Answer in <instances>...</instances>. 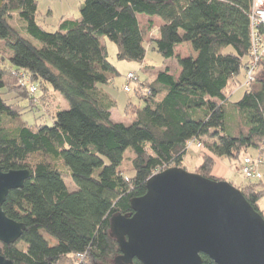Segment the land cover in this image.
<instances>
[{
    "label": "trees",
    "instance_id": "16d2710c",
    "mask_svg": "<svg viewBox=\"0 0 264 264\" xmlns=\"http://www.w3.org/2000/svg\"><path fill=\"white\" fill-rule=\"evenodd\" d=\"M251 6L252 0H82L75 18L60 19L49 32L37 22V0H3L0 167L28 169L31 176L2 203L4 213L26 228L14 243L0 241V254L13 264H112L119 247L111 216L132 212L130 199L145 193L153 173L184 168L187 141L202 142L195 172L212 179H223L212 175L216 159L240 163L243 152L264 146V59L249 85L237 78L251 57ZM15 13L25 22L24 35L10 24ZM140 16L153 31L148 41ZM102 36L115 44L118 60L142 62L151 46L179 67L178 75L167 66L150 80L137 79L133 91L144 104L127 101L128 124L111 119L117 102L103 87L119 72ZM183 43L195 57L176 53ZM23 77L36 85L34 96L20 84ZM241 85L245 92L228 108L235 116L229 128L226 103ZM51 92L68 108L50 113ZM41 109L51 126L22 119L23 112ZM61 162L75 189L66 186ZM262 179L240 189L264 218L257 205Z\"/></svg>",
    "mask_w": 264,
    "mask_h": 264
},
{
    "label": "water",
    "instance_id": "95a60500",
    "mask_svg": "<svg viewBox=\"0 0 264 264\" xmlns=\"http://www.w3.org/2000/svg\"><path fill=\"white\" fill-rule=\"evenodd\" d=\"M30 176L28 169L0 167L3 243H14L26 227L9 218L2 203ZM130 207L131 213L110 218L119 247L112 264H203L202 255L215 264H264V218L224 179L168 167L147 178L145 193L131 198ZM0 264L13 262L0 254Z\"/></svg>",
    "mask_w": 264,
    "mask_h": 264
},
{
    "label": "rangeland",
    "instance_id": "374dc122",
    "mask_svg": "<svg viewBox=\"0 0 264 264\" xmlns=\"http://www.w3.org/2000/svg\"><path fill=\"white\" fill-rule=\"evenodd\" d=\"M53 1L55 5H53L54 9L57 10L61 8L62 6L59 4L60 0H39V6L37 9V22L43 26V28L49 32H53L56 29L54 20H46V12H47V4L49 2ZM76 2H82V0H75ZM65 8H69L67 4L64 6ZM10 19V24L22 35L26 34L23 31V25L25 22L20 19L17 14H14ZM51 19V18H50ZM46 20V23H45ZM153 21V28H156L160 21L155 18ZM147 22L148 18L145 16H140V23L143 29L144 38L146 41L149 40L152 34V30H149L147 28ZM101 41L104 45H106L107 53H108V59L109 61L117 68L119 75H117L112 82H110L108 85L105 86V88L111 93V95L116 99L117 105L112 110L111 119L113 121H121L125 124H128L131 122V113L126 114L124 111L125 104L129 100L133 103L135 106H143L144 102L143 100L139 99L136 94L133 91V87L135 86V81L130 82L131 90L129 92L124 91L123 87L126 84V77L125 75L128 72L134 73L140 81H143L145 78H148L149 80L152 79V75L155 71L162 70L165 67L169 66L172 70V72H176V61L172 58H164L161 56L156 50H154L151 46H147L146 54L144 57V60L142 62H135V61H125V60H118L115 56L116 53V46L111 41H109L105 36L101 37ZM35 44H38L37 41H34ZM225 51H232V47L228 46L226 47ZM176 53L180 56H188V55H194V52L189 45V43H183L177 46ZM247 61V57L243 59V62ZM152 74H150V73ZM240 81L244 80V68H241V71L237 77ZM246 88L244 85L238 86L233 93L230 95L228 102L226 103L227 111H226V123L228 127H232L235 123V116L231 115L228 112V108L232 106L233 103L238 101L243 93L245 92ZM51 102L52 108H50V113H55L58 109H66L68 108V103L64 98L58 94L51 92ZM41 94V90L37 92V96ZM57 97L62 101V104L59 103L57 100ZM11 102V101H9ZM12 102H15L14 100ZM27 104L26 100H18V105L21 107H24ZM44 109H41L40 111H25L22 113V119L26 121L29 125L36 124H46L48 126L52 125V119L49 115H45ZM43 114V115H42ZM204 140H208L209 138L204 137ZM192 148L188 149V152L191 151ZM198 151H200L198 149ZM127 153V152H126ZM245 154H255L253 149H249L247 153H242L241 157ZM223 164H225L228 168L227 173L223 177L224 180L230 182L232 185H234L237 188H242L246 184L249 183V180L244 177V175L241 173L240 170V163L239 162H231L227 159L221 160ZM221 163H218L219 165H222ZM62 170L65 171L64 174V182L69 190L75 189L76 186L73 183L68 170H66V167L61 162ZM184 167L186 170H192V164L191 163H185ZM221 167V166H220ZM263 188H264V169H263ZM257 205L259 209L264 211V194L263 196L258 200ZM47 238L51 240V242H54V240L49 237L48 235H45Z\"/></svg>",
    "mask_w": 264,
    "mask_h": 264
},
{
    "label": "built area",
    "instance_id": "2783aa9c",
    "mask_svg": "<svg viewBox=\"0 0 264 264\" xmlns=\"http://www.w3.org/2000/svg\"><path fill=\"white\" fill-rule=\"evenodd\" d=\"M251 28V57L247 63L244 74V84L249 85L255 79V74L260 62L264 59V0H252L250 13ZM126 84L123 89L126 92L131 90L130 82L137 81L138 77L131 72L126 75ZM20 84L28 88L30 96H34L36 85L30 83L26 77L20 79ZM188 148L194 146L197 149L203 147L200 140H189L186 143ZM255 155L246 154L240 161V170L248 180H259L263 174L261 168L264 167V146L256 150Z\"/></svg>",
    "mask_w": 264,
    "mask_h": 264
},
{
    "label": "crops",
    "instance_id": "0c3cea01",
    "mask_svg": "<svg viewBox=\"0 0 264 264\" xmlns=\"http://www.w3.org/2000/svg\"><path fill=\"white\" fill-rule=\"evenodd\" d=\"M37 4L39 6V0H37ZM59 4L62 7L59 8V9H57V10H55L53 8L54 7L53 5H55L53 1L49 2V4H47L46 20H54V21H56L55 23H57L60 19H73V18H75L78 15L79 6H80L81 2H79V1L76 2L75 0H60ZM65 4H67V6L69 8H65L64 7ZM155 18L156 17H154L152 19L154 20ZM46 20H45V23H46ZM176 50H177V47H176L175 51ZM192 56L195 57L196 56V53L194 52V55H192ZM175 71H176L175 72V75H178V73H179V67L177 65H176V70ZM105 86L106 85H104L103 88L107 92H109L105 88ZM57 100L59 101L60 104H62V101L59 99V97H57ZM126 104H127V102H126ZM112 110H111V115H112ZM190 148H192L191 151H189V152H188V150L186 151V154L183 157L182 163H183V166H184L185 163H191L192 164V170H188V171L195 172L196 169H197V167L201 164L202 160H201V158L199 156L198 149L196 147H194V146H192ZM254 153H256V152L254 151ZM251 155H254V154H251ZM221 162H222L221 159H216L215 165H214V167L212 169V175L215 176V177H217V178H223L225 176V174L227 173V171H228L227 166L225 164L221 163ZM218 163H221L222 165H219L218 166Z\"/></svg>",
    "mask_w": 264,
    "mask_h": 264
}]
</instances>
